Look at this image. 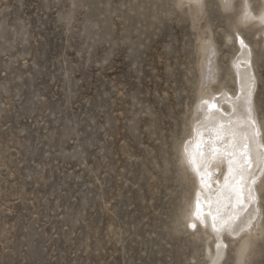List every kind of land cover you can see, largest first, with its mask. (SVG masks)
I'll return each mask as SVG.
<instances>
[{
    "label": "rangeland",
    "instance_id": "obj_1",
    "mask_svg": "<svg viewBox=\"0 0 264 264\" xmlns=\"http://www.w3.org/2000/svg\"><path fill=\"white\" fill-rule=\"evenodd\" d=\"M171 3L0 0V264L209 263L213 238L184 226L196 181L177 149L202 42L216 51L215 92L238 90L242 52L225 35L234 20L197 23ZM240 34L264 100V31ZM251 239L259 252L264 238Z\"/></svg>",
    "mask_w": 264,
    "mask_h": 264
},
{
    "label": "snow or ice",
    "instance_id": "obj_2",
    "mask_svg": "<svg viewBox=\"0 0 264 264\" xmlns=\"http://www.w3.org/2000/svg\"><path fill=\"white\" fill-rule=\"evenodd\" d=\"M170 7L172 14L187 10L197 23L224 17L234 20L225 30L228 42L238 41L241 49L246 50L247 68L256 63L252 49L238 33L241 25L257 26L264 31V3L257 9L249 0H243L239 7L233 0H172ZM210 44V40H204L202 51L208 50L205 46ZM242 84L239 95L228 97V109L202 98V105L208 107L210 115L220 113L225 119L213 122L207 139L204 133H198L200 139L194 147L192 141H185L182 150L177 149L178 168L186 177L189 173L197 177L202 189L211 190L209 180L214 173H218L216 183L223 177L222 186L213 193L217 196L214 202L205 198L201 203V193L197 192L195 202L189 196L182 210L184 226L192 229L193 235L200 227L205 230L211 227L215 234V254L209 251L206 257L211 264H232L233 248L230 246L233 241L230 238L254 227L253 220H264V100L257 92L254 73L246 71ZM201 110L198 106L197 111ZM225 162L226 172L222 167ZM260 238H264V230ZM235 256L237 264H264V244L257 252L251 240H246Z\"/></svg>",
    "mask_w": 264,
    "mask_h": 264
},
{
    "label": "bare ground",
    "instance_id": "obj_3",
    "mask_svg": "<svg viewBox=\"0 0 264 264\" xmlns=\"http://www.w3.org/2000/svg\"><path fill=\"white\" fill-rule=\"evenodd\" d=\"M249 2H250V0H249ZM262 3H264V0H262ZM239 36L241 38H244L243 36H241V34ZM245 42L248 43L246 40H245ZM212 46H213L212 44L205 46L208 50L204 51L205 55H204V58L202 61V74H203V77H202L203 84L202 85L203 86L200 89L199 99H198V102H197L196 107H195L196 116L192 120V124L190 126L191 128H190L188 134L185 136L184 140L182 141V144L185 141H192L193 147H194L195 142H197L200 139V136L198 135V133H204L205 139H207V131L211 130L213 122L215 121L216 123H219L223 119H225L224 117H222V115L220 113H216L215 116L210 115L208 107L202 105V98L208 99L209 103H215L217 105V107H222L224 109H228L229 108L228 97H232L234 95L240 94V90L243 87L242 78H243L245 72L248 71V72L253 73V70H251V68L250 69L247 68L246 50L241 49L239 43H237L238 50H239V52H242V54H241V56H237V58H235L232 62L234 64L235 70H236V80L238 81V84H239L238 90L235 93H231L229 90H224V91H219V92L213 91L211 89V83L216 78L215 77V72H216V65H215V55L216 54L215 53H216V51L213 50ZM209 70H211V73ZM213 74H214V76H213ZM256 83H257V78H256ZM212 97H215V99H211ZM198 106H200L202 109L199 112L197 111ZM212 112H215V110L213 109ZM197 117H199V120H197ZM182 144H181V146H182ZM181 150H182V148H181ZM191 150L192 149H190V151ZM262 150H264V149H262ZM222 167H223V170L226 172L227 163L225 162V164ZM216 175H218V173H214L213 176L209 180V183L212 185L211 190L202 189V186L199 183V179L197 177L193 176L195 181H196V191H195L194 196H193V203L195 202L197 192L201 193V195H200L201 203L205 202V198L208 199V202H214L217 199V196L214 195L213 193L216 192L217 189H219L222 186L223 177L221 176L219 183H216ZM253 225H254V227L246 228L243 232L236 233L230 238L232 240L240 239L241 244L238 247V251L241 248V246L245 244L246 240H249L251 237H257L260 235L261 230L263 229L262 220L259 218H257L256 220H253ZM200 228H203V227H200ZM205 231H207L214 240V250L212 252L210 250V248H208L207 254L209 251H211V253L214 255L215 250H216V242L214 239L215 234L213 233L211 227H208L207 230H205ZM252 240L253 239H251V241ZM208 264H211V262L209 261ZM236 264H237V261H236Z\"/></svg>",
    "mask_w": 264,
    "mask_h": 264
}]
</instances>
